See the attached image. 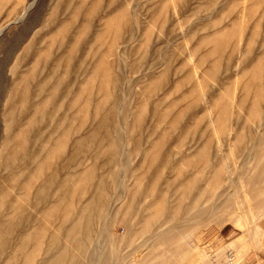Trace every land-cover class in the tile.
<instances>
[{"label":"rangeland","instance_id":"1","mask_svg":"<svg viewBox=\"0 0 264 264\" xmlns=\"http://www.w3.org/2000/svg\"><path fill=\"white\" fill-rule=\"evenodd\" d=\"M34 1L0 0V264H264V0Z\"/></svg>","mask_w":264,"mask_h":264},{"label":"bare ground","instance_id":"2","mask_svg":"<svg viewBox=\"0 0 264 264\" xmlns=\"http://www.w3.org/2000/svg\"><path fill=\"white\" fill-rule=\"evenodd\" d=\"M35 2H36V0L33 2V4L32 5H30L29 6V8L27 9V11L25 12V15H27L28 14V12L33 8V6H34V4H35ZM55 5V4H54ZM24 14V13H23ZM1 33V32H0ZM242 207V206H241ZM95 211V210H94ZM92 226H94V225H92ZM74 229V228H73ZM260 230H258V231H256V232H258V234L257 235H255V236H258V235H261V233L259 232ZM86 232V231H85ZM63 234V233H62ZM65 234V233H64ZM104 235V234H103ZM64 236V235H63ZM250 236H252V234L250 235ZM94 237V236H93ZM101 237V236H100ZM103 237V236H102ZM101 237V238H102ZM254 237V236H253ZM56 239V238H55ZM99 239V238H98ZM93 240H95V239H93ZM83 241V240H82ZM85 241V240H84ZM85 242H87V241H85ZM84 242V243H85ZM95 243V242H94ZM103 243V242H102ZM79 244V243H78ZM86 244V243H85ZM175 244H177V243H175ZM62 245V244H61ZM88 245V244H87ZM94 245H96V244H94ZM76 246H78V245H76ZM76 246H75V248H76ZM81 246V245H80ZM85 246V245H84ZM98 246V245H97ZM178 246V245H177ZM68 247V246H67ZM73 247V246H72ZM89 247V246H88ZM94 248V247H93ZM175 249H177L176 247H175ZM175 249L173 250V252H175ZM91 249H89L88 251H90ZM94 250H99V248L98 249H94ZM93 250V252H96V251H94ZM179 250H181V249H179ZM100 251V250H99ZM246 251H247V248L245 247V246H241V247H236V254H234V255H232V256H230V257H228L229 258V260H230V263H228V264H235V262L233 261V260H236V259H238V257H240V254H244V253H246ZM58 251H56L55 253L56 254H58L57 253ZM59 252H60V250H59ZM63 252V251H62ZM166 252V251H165ZM169 252V251H168ZM179 252V251H178ZM238 252V253H237ZM54 253V252H53ZM97 253V252H96ZM96 253H94V257L96 256L95 254ZM100 253H101V251H100ZM103 253V252H102ZM180 253V252H179ZM55 254V255H56ZM175 254V253H174ZM181 254V253H180ZM62 255V254H61ZM74 255V254H73ZM83 255V254H82ZM103 255H104V253H103ZM147 255H148V252H147ZM147 255H145V257H148ZM152 255V254H151ZM173 255V254H172ZM178 255L179 254H177V258H178ZM57 256V255H56ZM87 256H89V255H87ZM105 256V255H104ZM174 256V255H173ZM55 257V256H54ZM61 257V256H60ZM64 257V256H63ZM75 257V256H74ZM93 257V258H94ZM105 257H107V256H105ZM104 257V258H105ZM145 257H144V259H145ZM150 257V256H149ZM175 256H174V258H176ZM82 258V257H81ZM88 258V257H87ZM86 258V259H87ZM101 258H102V256H101ZM155 258H158L159 259V257L157 256V257H155ZM154 258V259H155ZM61 259V258H60ZM63 259V258H62ZM73 259V258H72ZM72 259H71V261H72ZM89 259H91V258H89ZM153 259V260H154ZM157 260V259H156ZM197 260V259H196ZM65 261V260H64ZM74 261H75V258H74ZM78 261V260H77ZM142 261V260H141ZM141 261H140V264H141ZM169 261V260H168ZM173 261H174V259H173ZM69 261H67L66 262V264L68 263ZM96 262H98V261H96ZM151 262H152V260H151ZM56 263H57V260H56ZM62 263H64L63 261H62ZM74 263V262H73ZM85 263V262H84ZM93 263V262H92ZM104 263V262H103ZM107 263V262H106ZM142 263L143 264H145V261H142ZM201 264H222V262H217V261H209V262H206V261H204L203 262V260H201V262H200ZM55 264V263H54ZM59 264V263H58ZM61 264V263H60ZM76 264V263H75ZM83 264V263H82ZM105 264V263H104ZM163 264V263H162ZM165 264V263H164ZM172 264H191L190 262H187L186 260H185V258H184V255H182L180 258H179V260L177 261H174Z\"/></svg>","mask_w":264,"mask_h":264}]
</instances>
